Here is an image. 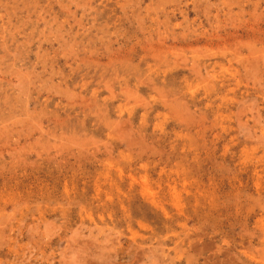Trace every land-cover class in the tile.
I'll return each instance as SVG.
<instances>
[{
  "label": "rangeland",
  "instance_id": "1",
  "mask_svg": "<svg viewBox=\"0 0 264 264\" xmlns=\"http://www.w3.org/2000/svg\"><path fill=\"white\" fill-rule=\"evenodd\" d=\"M0 264H264V0H0Z\"/></svg>",
  "mask_w": 264,
  "mask_h": 264
}]
</instances>
